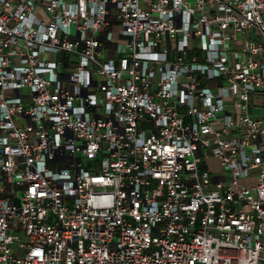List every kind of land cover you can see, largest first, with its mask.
<instances>
[{
	"label": "built area",
	"instance_id": "built-area-1",
	"mask_svg": "<svg viewBox=\"0 0 264 264\" xmlns=\"http://www.w3.org/2000/svg\"><path fill=\"white\" fill-rule=\"evenodd\" d=\"M257 97L264 0H0V264H264Z\"/></svg>",
	"mask_w": 264,
	"mask_h": 264
},
{
	"label": "rangeland",
	"instance_id": "rangeland-1",
	"mask_svg": "<svg viewBox=\"0 0 264 264\" xmlns=\"http://www.w3.org/2000/svg\"><path fill=\"white\" fill-rule=\"evenodd\" d=\"M118 30H119V28L115 29V34H116L115 35V39H117ZM65 71L67 72V69ZM253 106L264 107V98H262V97L255 98L254 101H253Z\"/></svg>",
	"mask_w": 264,
	"mask_h": 264
},
{
	"label": "crops",
	"instance_id": "crops-1",
	"mask_svg": "<svg viewBox=\"0 0 264 264\" xmlns=\"http://www.w3.org/2000/svg\"><path fill=\"white\" fill-rule=\"evenodd\" d=\"M215 170H217V167L215 166V168H214Z\"/></svg>",
	"mask_w": 264,
	"mask_h": 264
}]
</instances>
